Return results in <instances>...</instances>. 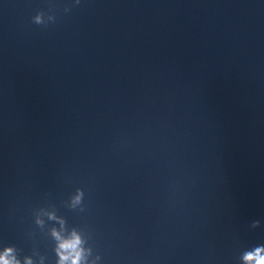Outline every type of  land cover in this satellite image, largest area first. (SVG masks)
Listing matches in <instances>:
<instances>
[{"label":"clouds","instance_id":"clouds-1","mask_svg":"<svg viewBox=\"0 0 264 264\" xmlns=\"http://www.w3.org/2000/svg\"><path fill=\"white\" fill-rule=\"evenodd\" d=\"M81 0H74V5H79ZM70 7H65L64 12H70ZM56 16L49 9L46 14L44 11H38L35 16L32 17V22L36 25H43L47 27L50 23H55ZM77 195L73 198L72 206L82 204L84 198V191L77 188ZM83 211V207H81ZM50 218H54L50 214ZM37 223H40L38 220ZM63 223V222H61ZM259 226V221H254L251 225L252 228ZM53 237L57 240L56 252L59 256L57 264H89L87 257L92 254V248L83 247L85 240L81 238V235L73 230L70 237H62L55 229L52 231ZM101 260L99 254L95 255L91 264H98ZM242 260L244 264H264V245H259L251 250H247L242 254ZM0 264H20L14 256V248L9 246L5 247L3 253H0ZM25 264H32L31 259H27Z\"/></svg>","mask_w":264,"mask_h":264}]
</instances>
